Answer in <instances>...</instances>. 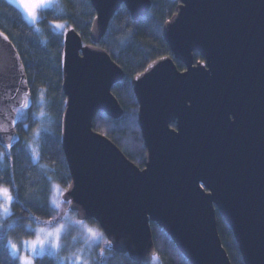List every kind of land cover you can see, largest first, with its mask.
Wrapping results in <instances>:
<instances>
[{"label":"water","instance_id":"water-1","mask_svg":"<svg viewBox=\"0 0 264 264\" xmlns=\"http://www.w3.org/2000/svg\"><path fill=\"white\" fill-rule=\"evenodd\" d=\"M91 2V42L75 26L63 32L60 138L71 180L62 201L139 262L157 254L155 222L192 264H233L219 210L245 264H264V0H179L163 26L174 56L132 78L143 167L94 118L124 113L112 88L126 72L101 39L122 5L137 19L152 0ZM0 32V145L9 152L20 136L17 110L31 108L33 94L19 50ZM195 51L205 59L195 62Z\"/></svg>","mask_w":264,"mask_h":264},{"label":"trees","instance_id":"trees-1","mask_svg":"<svg viewBox=\"0 0 264 264\" xmlns=\"http://www.w3.org/2000/svg\"><path fill=\"white\" fill-rule=\"evenodd\" d=\"M179 0H152L149 11L133 19L126 5L113 15L101 39L103 46L126 72V77L113 85L124 113L110 117L103 110L94 118V128L112 139L135 163L144 165L146 147L138 121L139 103L132 86V78L143 71L152 60L174 56L163 35L164 23L176 12ZM96 10L91 0H56L44 8L37 21L38 29L26 13L11 0H0V28L5 31L19 50L25 64L33 94V105L19 116V140L7 151L0 145V183L7 185L15 199L10 214L0 225V264H20L12 253L7 236L31 237L32 224L56 223L69 210L63 211L51 204L52 180L65 187L71 174L60 138L61 117L65 94L62 90L61 54L63 32L55 27L75 26L85 42H91L90 31ZM57 23V24H55ZM195 62L205 59L194 52ZM179 69L185 64L175 59ZM175 126V123H172ZM38 133L36 151L29 141ZM36 153V159H35ZM218 228L233 264H245L232 227L217 210ZM98 224L97 220L91 219ZM35 223V224H34ZM99 225V224H98ZM157 254L161 264H192L179 250L170 234L157 223L151 222ZM107 240L97 249L96 264H145L135 261L128 253L114 250ZM35 264H58L48 254L39 255Z\"/></svg>","mask_w":264,"mask_h":264},{"label":"rangeland","instance_id":"rangeland-1","mask_svg":"<svg viewBox=\"0 0 264 264\" xmlns=\"http://www.w3.org/2000/svg\"><path fill=\"white\" fill-rule=\"evenodd\" d=\"M11 1L17 4L25 12L23 7L19 3V0H11ZM55 2L56 0H50L49 5L46 7L53 5ZM46 7H42L39 9L38 16L36 19H32L25 12L28 20L31 23H34L37 29H38L37 21L41 15V11ZM57 25H62V27L56 26L55 27L56 29L60 30L61 32L65 31L66 27L63 26V23H59ZM25 111L26 110L19 109L18 111L19 116ZM37 138H38V133L29 141V145L32 148V151H36L38 148ZM35 159H36V153H35ZM66 187L57 180H52L50 201L52 206L57 211H63L65 209V203L61 199V194L65 191ZM0 204L4 205V207L7 208L6 213L0 210V225H1L2 219L7 217L12 211L13 202L9 205L7 200H4V201H0ZM60 224L63 225V228L59 233V247L56 248L53 247V245L56 243V235L54 230ZM27 227L34 229L33 236L16 237L13 236L12 234H8L6 238L12 253L18 259L20 264H24L23 257L25 255L32 258L35 264L36 257L43 254H48L53 256L57 260L58 264H78L77 257H83L84 260L87 262V264H96L98 259L97 249L108 240L106 234L98 224L92 222L91 220L80 219L77 216L76 212L73 210H69L65 212L62 218L58 220L56 223L53 224L38 223L35 225L30 224ZM42 228L44 229V231H40V229ZM89 228L93 229L96 234L92 235L88 231ZM49 232H53L54 233L53 236L49 237L48 236ZM37 236H39L41 239L45 241L43 249L42 250L39 248L37 249V251L40 252L39 255L34 253L30 246L31 241L35 240ZM26 241L28 243H25ZM12 244H16L18 246L19 249L18 252L17 250L13 249V247L11 246ZM145 264H161L160 256L158 254H155L152 260L145 262Z\"/></svg>","mask_w":264,"mask_h":264},{"label":"snow or ice","instance_id":"snow-or-ice-1","mask_svg":"<svg viewBox=\"0 0 264 264\" xmlns=\"http://www.w3.org/2000/svg\"><path fill=\"white\" fill-rule=\"evenodd\" d=\"M20 5L23 7V9L25 10V12L32 18V19H36L38 16V11L40 8L42 7H46L49 5L50 0H19ZM57 27H62V25H57ZM0 35H3L2 32H0ZM19 111V109L17 110ZM10 147V146H8ZM15 197H13L12 193H11V189L9 187H7L6 185H4L3 183H0V201H4L7 200L8 204L10 205L13 201H14ZM68 203H71L70 200L67 201ZM0 210L4 211L5 213L7 212V208L4 207V205L0 204ZM55 220V218H52L48 221L49 224H51L53 221ZM63 228V225L60 224L58 225V227L54 230L55 231V235H56V243L53 245V247L58 248L59 247V233L61 231V229ZM40 231H44V229H40ZM88 231L92 234L95 235V231L91 228L88 229ZM53 232H49L48 236L51 237L53 236ZM25 243H28L27 241ZM109 244H111V241L108 242ZM45 244V241L43 239H41L39 236H37V238L33 241H31V248L33 250L34 253H36L37 255L40 254V252L37 251V249H43V246ZM13 247V249L17 250V252L19 251L18 246L16 244H12L11 245ZM23 261L24 264H34V261L32 258L28 257L27 255H25L23 257ZM77 261L78 264H87V262L84 260L83 257H77Z\"/></svg>","mask_w":264,"mask_h":264}]
</instances>
